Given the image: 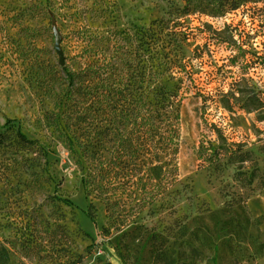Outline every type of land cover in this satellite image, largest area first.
Masks as SVG:
<instances>
[{"label":"rangeland","instance_id":"obj_1","mask_svg":"<svg viewBox=\"0 0 264 264\" xmlns=\"http://www.w3.org/2000/svg\"><path fill=\"white\" fill-rule=\"evenodd\" d=\"M134 27L156 28L159 45L177 48L197 82L235 89L247 105L235 111L236 140L255 150L264 168V0H0V129L14 120L43 147L40 155L22 153L29 161L21 173L9 170V179L0 178V245L10 252L8 264H51L49 254L70 264H264V185L257 179L255 190L241 187L234 181L240 165L217 173L199 168L203 101L195 91L181 104L178 182L136 219L122 207L114 215L121 213L125 222L115 223L100 199L94 201L95 218L89 217L84 172L47 127L53 100L35 79L49 76L50 66L63 67L57 39L65 66L79 70L96 61L91 49L113 44L102 37ZM54 75L60 91V73ZM164 82L174 90L178 81ZM229 115L222 103L211 106L206 117L228 136ZM204 131L217 137L209 128ZM33 179L37 182L27 186ZM227 189L245 195V212H222L231 199L224 196ZM19 209H36L43 219V248L35 255L26 254L15 237L12 216ZM212 211L232 218L229 229L238 236L209 243L206 235L214 224L197 218Z\"/></svg>","mask_w":264,"mask_h":264},{"label":"trees","instance_id":"obj_2","mask_svg":"<svg viewBox=\"0 0 264 264\" xmlns=\"http://www.w3.org/2000/svg\"><path fill=\"white\" fill-rule=\"evenodd\" d=\"M156 31L154 27H134L112 32L110 38L102 37L113 42L110 47L91 49L95 62L79 70L50 66L49 76L39 75L35 79L53 100V108L45 115L47 127L58 133L84 172L85 192L91 198L88 215L92 219L97 199L107 204L115 223L125 222L121 213L114 215L122 207L136 219L146 209L152 210L178 182L181 104L192 91L203 101L204 130L209 128L211 133L217 134L216 138H210L203 130L198 150L199 168L217 173L228 165H240L234 173V181L241 187L255 190L264 185V168L257 152L236 140L235 111L247 105L240 103L235 89L230 92L219 86L209 89L212 83L197 82L177 48L159 45ZM170 43L172 45L173 40ZM23 52L20 50L19 55H24ZM239 52L245 54L243 49ZM56 72L61 76L60 91L54 81ZM165 79L178 81L174 90L169 89ZM222 103L231 113L226 117L229 119L228 136L219 123L206 117L211 106L219 108ZM42 150L40 141L29 138L19 124L9 119L0 129V178L9 179V170L21 173L20 168L29 161L22 153L40 155ZM247 163L253 167L248 168ZM257 179L261 181L254 185ZM224 196L231 199L225 202L223 213L233 209L245 212V195L227 189ZM12 217L15 218L12 221L15 237L22 250L26 254L39 253L43 248L44 231L39 211L19 209ZM219 217L220 214L212 211L210 215L197 218L214 224L206 235L209 243L221 238L224 244L238 236L229 229L232 218ZM245 220L250 222L249 217ZM220 246L216 245V252ZM9 254V250L0 245V264L9 263ZM48 257L51 264H70L62 258L52 259L50 254ZM82 260L79 257L77 263Z\"/></svg>","mask_w":264,"mask_h":264},{"label":"water","instance_id":"obj_3","mask_svg":"<svg viewBox=\"0 0 264 264\" xmlns=\"http://www.w3.org/2000/svg\"><path fill=\"white\" fill-rule=\"evenodd\" d=\"M56 51L59 55V63L62 65V66H65L66 64V57H65V54H64V51L61 47V40L60 39H57L56 41Z\"/></svg>","mask_w":264,"mask_h":264}]
</instances>
